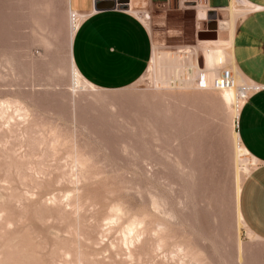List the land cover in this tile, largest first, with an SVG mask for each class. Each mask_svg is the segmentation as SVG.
Masks as SVG:
<instances>
[{
    "label": "rangeland",
    "instance_id": "1",
    "mask_svg": "<svg viewBox=\"0 0 264 264\" xmlns=\"http://www.w3.org/2000/svg\"><path fill=\"white\" fill-rule=\"evenodd\" d=\"M152 2L138 3L145 74L93 92L71 88L67 0H0V264H264L239 213L255 164L236 156L227 94L154 84L170 75L158 56L190 53L208 13Z\"/></svg>",
    "mask_w": 264,
    "mask_h": 264
},
{
    "label": "crops",
    "instance_id": "2",
    "mask_svg": "<svg viewBox=\"0 0 264 264\" xmlns=\"http://www.w3.org/2000/svg\"><path fill=\"white\" fill-rule=\"evenodd\" d=\"M235 1L245 13L235 24L229 60L233 71L254 86L236 118L239 144L255 159L241 186L238 207L244 226L264 239V0ZM231 3L207 0L206 11L226 18ZM68 6L81 16L71 43V59L80 76L99 90L136 83L152 56L144 23L130 12H96L93 0H68Z\"/></svg>",
    "mask_w": 264,
    "mask_h": 264
},
{
    "label": "bare ground",
    "instance_id": "3",
    "mask_svg": "<svg viewBox=\"0 0 264 264\" xmlns=\"http://www.w3.org/2000/svg\"><path fill=\"white\" fill-rule=\"evenodd\" d=\"M40 4H42V3H40ZM44 4L46 5V3H44ZM67 4H68V0H67ZM247 7H249V6H247ZM45 8L47 9V7H44V9ZM46 9L45 10H42V9L39 10L38 9V11H44L43 13H46L49 10V9H47V11H46ZM138 9H139L138 8V1L137 0H129L128 8H126V10H124V11L133 13V15H139L140 16L144 12L139 13ZM195 10L197 12H202V13L205 12V14L208 13V10L206 11V6H202V5L196 6ZM244 13H245V9L241 6H239V3H237L235 0H232L231 6L227 9L228 20H225V21L219 20L218 21V29L219 30H221V29L227 30L228 29V31H226V37L224 39H221L220 37H218L216 40L198 41L196 45L189 47L191 52L187 53V54L180 53L179 50H177L171 54L172 63H166V57L163 54L159 55L157 58V62H158L157 65H158V69H159V74L161 73L160 63L162 62L163 63V67H162L163 71H165V70L170 71V75L168 76L167 81H166V79H162L163 77L158 75L155 78V83H154L156 85V87L159 88L160 86H164L166 89H168V88H172V86L173 87L185 86V84L182 85V82H183V80H186V81L191 82L194 85H196V87H200V88L208 89V90H214V91H221V92L223 91L222 94L223 93L227 94V97H228L227 100L230 101L234 107L233 108V118L236 119L238 116L240 105H242L248 97V91L254 89L253 85H251L250 83L245 81L239 74H236L233 71L232 65H231L230 60H229L233 30H234L236 22L238 21V19L240 20V18L243 17ZM69 14L72 15V18L75 21L74 22V31L72 32V38L70 41V52H69L70 53V55H69L70 56V58H69L70 75L69 76H70V79L72 82L71 88H72V90H74L75 89L74 86H76V88L82 87V89L85 88V89H88V90L94 92V91H96V88L94 86H92L90 83H88L87 81H85L80 76V74L77 72L75 66L73 65V62L71 59V43H72L73 35H74V33L78 27V24H79L78 21L80 20L81 16L78 13L71 11L70 9H69ZM140 17H141V21L145 24L146 22L142 19V16H140ZM221 24L224 26L223 28H220ZM41 39L43 40V38H41ZM41 42H43V41H41ZM199 51L202 55L203 67H201L199 64V60H198V56H199L198 52ZM224 70H228V71L231 70L232 71V72L231 71L230 72L233 75L234 85L232 87H229V88H222V89L214 88L213 87L214 80L218 79ZM74 91H76V90H74ZM233 139L235 141V147H236V153H237L236 156H237L238 160L241 159V162H245V163L247 162V160L249 162L255 163V159L250 158L247 155V153L244 151V149L241 147V145L239 144V140H238L236 133L234 134ZM245 174H246L245 175V178H246L248 176V173H246V171H245ZM110 221H113V220H109V223L107 224L108 230L113 229V227L117 223L116 222L117 220H114L116 223H114L115 224L114 226H111L113 224ZM130 225L128 224V226H126V227H129L126 230L123 228L125 230V232H123L122 228H121V231L123 232V238L121 237V239H120V240L123 239L124 245L127 247L126 249L129 250V253H128L129 258H131V256L133 255L132 251L135 248L131 251V249H129L130 247L128 245H132V247H133L134 242L137 243L136 240L140 241V239L138 238L139 232L135 230L134 225H132V226H134V229H131L132 227L130 228ZM252 234L253 233L249 232L248 230L246 231V235H248V237L252 238ZM158 246H160V245H158ZM74 257H76V256H74ZM82 257L83 256H81V258ZM78 260H80V259H78Z\"/></svg>",
    "mask_w": 264,
    "mask_h": 264
},
{
    "label": "built area",
    "instance_id": "4",
    "mask_svg": "<svg viewBox=\"0 0 264 264\" xmlns=\"http://www.w3.org/2000/svg\"><path fill=\"white\" fill-rule=\"evenodd\" d=\"M96 1H107V0H93L95 3ZM110 1H117V0H110ZM139 4H142V2H145L147 4H151V0H137ZM127 3L118 4L116 5V10L125 12L126 8H128L129 0H126ZM169 0L166 1V4H168ZM178 8H195L198 5L207 6V0H176ZM221 81H223V86L221 85ZM234 85L233 82V75L230 71L224 70L220 77L218 79H215L213 82L214 88H229ZM238 128L237 121L235 120L234 123V130L236 131Z\"/></svg>",
    "mask_w": 264,
    "mask_h": 264
},
{
    "label": "water",
    "instance_id": "5",
    "mask_svg": "<svg viewBox=\"0 0 264 264\" xmlns=\"http://www.w3.org/2000/svg\"><path fill=\"white\" fill-rule=\"evenodd\" d=\"M127 3L126 0H117L115 1H96L94 3V11L96 12H102V11H114L116 10V5L118 4H123ZM213 14L208 13V19H207V29L205 31H200L197 32L196 38L198 41H203V40H215L217 39V31H218V20H223V16L221 14L216 15L212 17ZM225 15V14H224ZM227 18V17H226ZM224 18V19H226Z\"/></svg>",
    "mask_w": 264,
    "mask_h": 264
},
{
    "label": "snow or ice",
    "instance_id": "6",
    "mask_svg": "<svg viewBox=\"0 0 264 264\" xmlns=\"http://www.w3.org/2000/svg\"><path fill=\"white\" fill-rule=\"evenodd\" d=\"M220 83H221V85L223 86V81H221Z\"/></svg>",
    "mask_w": 264,
    "mask_h": 264
}]
</instances>
